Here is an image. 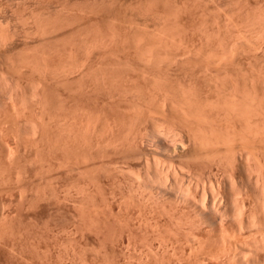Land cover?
I'll return each instance as SVG.
<instances>
[{
	"label": "rangeland",
	"instance_id": "obj_1",
	"mask_svg": "<svg viewBox=\"0 0 264 264\" xmlns=\"http://www.w3.org/2000/svg\"><path fill=\"white\" fill-rule=\"evenodd\" d=\"M0 39V264H264V0H0Z\"/></svg>",
	"mask_w": 264,
	"mask_h": 264
},
{
	"label": "bare ground",
	"instance_id": "obj_2",
	"mask_svg": "<svg viewBox=\"0 0 264 264\" xmlns=\"http://www.w3.org/2000/svg\"><path fill=\"white\" fill-rule=\"evenodd\" d=\"M1 41V39H0ZM193 203H195V205H197L198 207V211L200 212L201 216L203 217V220L201 221L200 225H199V230L202 229V225L205 224L206 218L210 219V224H212L214 227L213 229L216 230L217 225H224V212L225 211H221L220 208V203L218 200V197L214 194V196L211 198V201L209 203H206L205 200H201L198 201V203L196 201H193Z\"/></svg>",
	"mask_w": 264,
	"mask_h": 264
}]
</instances>
